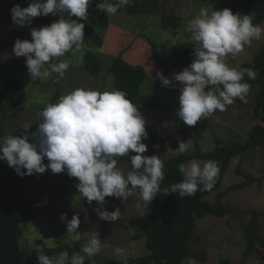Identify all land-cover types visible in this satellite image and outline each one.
Segmentation results:
<instances>
[{
  "label": "clouds",
  "instance_id": "clouds-1",
  "mask_svg": "<svg viewBox=\"0 0 264 264\" xmlns=\"http://www.w3.org/2000/svg\"><path fill=\"white\" fill-rule=\"evenodd\" d=\"M93 0H32L27 7L15 5L11 9L13 22L19 27L30 26L40 16L59 15L50 25L31 29V41L17 39L13 53L26 57V67L34 80H43L52 74L63 78L70 68L69 59L54 62L66 53L78 52L85 46V23ZM133 0H101L97 8L109 16L132 4ZM67 14V18H65ZM186 30L195 43V59L181 72L167 78L162 72L157 77L165 87L182 85L179 96L178 117L188 126L207 120L217 110L223 112L238 98L247 103L251 85L258 71L232 66L235 59L253 41L264 38V24H254L252 15L233 13L231 9L214 10L202 7L192 18ZM247 77V79H246ZM42 122L29 135H8L0 139V161H6L21 177L67 173L76 178V188L89 205L93 201L103 205L106 197L124 200L137 196V207H147L161 191L165 179V165L158 155H144L148 145L147 121L139 107L121 90L104 91L79 87L49 103L40 113ZM24 123V132L31 129ZM192 148L191 140L179 141L177 149H168L180 156ZM135 153V155H132ZM130 156L131 170L118 167V157ZM47 158L48 163L44 160ZM26 170V171H24ZM178 170L183 179L164 188L163 192L178 193L180 197L195 196L198 191H211L220 173L218 161L192 160L180 163ZM100 219L118 221L120 208L108 211L95 209ZM66 222L67 236L72 241H86L79 252L69 256L67 250L49 256L41 245L36 246L38 264H85L86 258L98 255L102 248L110 247L100 239L98 232H80V216L73 215ZM114 255L125 258L128 250L116 247ZM125 264L127 261L125 260ZM181 264H196L186 258Z\"/></svg>",
  "mask_w": 264,
  "mask_h": 264
},
{
  "label": "rangeland",
  "instance_id": "rangeland-1",
  "mask_svg": "<svg viewBox=\"0 0 264 264\" xmlns=\"http://www.w3.org/2000/svg\"><path fill=\"white\" fill-rule=\"evenodd\" d=\"M202 7L223 10L211 0H159V5L146 15L130 16L124 12L117 13L109 16L111 25L105 34V43L101 49L92 48L85 42L82 50L66 53L64 57L55 59V62L63 59L71 61L70 68L63 78H57L58 74H52L47 79L33 81L28 71L21 73L18 78L24 80L27 86V97L13 111L0 104V130L3 129L0 139L8 135H21L20 126L24 123L31 122L32 125L37 126L42 122L40 113L47 104L56 103L60 96L76 88H93L101 92L114 91V78L107 74V70L112 59L122 54L129 63L141 65L148 72V78L141 87V94L155 95L158 102L163 105L161 110L140 109L147 121L146 127L149 134L148 139L143 141L148 145V151L144 155H158L163 160L176 157L172 152L168 154L167 152L169 148L177 149L180 140L192 142V148L185 154L194 153L197 144L204 152L213 151L216 138L226 142L245 141L253 127L259 123L254 114L257 88L250 90L247 103H243L242 106L235 101L225 111L217 110L207 120L198 121L195 126H188L177 115L182 85L173 81L174 87L178 89L173 91L159 82L156 75L157 72L164 74L166 66L175 62L177 54L193 44L191 34L186 28L188 22L199 13ZM173 14L180 15L183 19L182 26L176 34L170 29H163L160 24L161 16ZM246 15H252L254 22L253 14ZM55 16L56 21L61 18L59 15ZM73 19L85 25H91L100 32L97 20L90 14L86 21L76 17ZM35 27L33 24L19 27L12 18H8L4 10H0V77L3 73L6 75L1 68L15 70L26 63V57H16L11 54L7 44L8 37L15 36L21 40L30 41L31 29ZM145 36L156 43L161 63L155 60L152 46L145 41ZM263 43L264 38L260 41L254 40L253 44L246 47L238 57L235 59L229 57V63L232 66L241 67L253 58ZM89 49L95 54L98 53L102 59L99 79H93L84 69L85 54ZM194 59L195 55L192 61ZM182 70L172 71L168 78L171 79L173 74ZM3 81V78H0V92L3 89L1 85ZM240 164L245 172L262 177L263 181L260 186L255 183L245 190L228 193L224 202L233 206V214L223 218L206 217L197 221L196 246L207 251L208 261L205 264H241L245 251L242 224L251 218V210H256L262 215L264 232V149H257L234 160L225 175L221 191L244 181L243 176L236 171ZM118 167L127 173L131 170V161L118 163ZM77 183L76 178L68 177L64 180L60 174H53L50 170L41 181H29L24 188L17 190L16 195L26 200L35 211L36 221L23 227L20 239L22 249L29 252L31 260L36 262L38 258V252L35 249L38 239L43 240L48 247L58 248L60 252L67 250L70 257L81 250L86 241L75 242L67 236L66 222L60 219L62 213L67 214V220H71L73 215L78 214L81 220L78 231L98 232L100 239L107 241L110 247L102 248L96 255L99 261L108 258L127 260L133 254L146 255L145 240L135 239V237L141 233L143 227L152 226L150 219L152 202L147 207H137V196L133 195L126 200L106 197L103 205L95 201L89 205L86 198H83L77 190ZM217 195L218 193H213L208 200L215 202ZM97 208L110 212L120 208L122 215L118 221H104L97 215L95 211ZM116 247L127 249L129 255L123 259L117 258L114 255ZM244 264H264V250L250 257Z\"/></svg>",
  "mask_w": 264,
  "mask_h": 264
},
{
  "label": "trees",
  "instance_id": "trees-1",
  "mask_svg": "<svg viewBox=\"0 0 264 264\" xmlns=\"http://www.w3.org/2000/svg\"><path fill=\"white\" fill-rule=\"evenodd\" d=\"M12 1V2H11ZM219 5L222 9L228 8L233 13L241 15L253 14L254 24H263L264 22V0H211ZM32 0H0V10L8 18H12L11 9L15 5L22 8L27 7ZM101 0H93L88 9V14L92 15L98 22L100 32L91 25H85V42L92 48L101 49L105 43V34L110 28V17L97 8V4ZM159 5V0H133V3L127 7L118 10V13H126L130 16L146 15L153 11ZM161 27L170 29L176 34L182 26V17L180 15H163L161 16ZM56 22V16L49 14L48 16H40L33 19L32 23L35 28H41ZM147 42L152 46L153 55L157 62H160L158 56L157 45L153 39L146 37ZM18 38L10 36L7 39L10 52L13 56V48ZM20 39V38H19ZM31 41V40H30ZM195 43L190 47L180 51L174 63L166 66L164 76L168 78L172 71L184 69L192 62L195 52ZM55 62V60H54ZM102 59L99 54H95L92 50H88L85 54L84 69L93 78L99 79L101 74ZM241 68H252L258 71L255 80H247L251 85V89L257 88L255 93L254 114L259 120L250 131L247 139L243 142H226L221 139H215V147L211 152H204L200 145H196V150L192 154H182L180 156L163 160L165 165V179L160 187L161 191L152 201V211L150 219L152 226L143 227L139 235L135 239L143 238L147 249L146 255H131L126 261L127 264H181L186 258H192L196 263L205 264L208 261V253L203 248H197L196 239L198 237L197 221L206 217L223 218L234 213L231 204L225 203L224 199L230 191L245 190L250 186L258 183L261 185L262 177L254 176L243 170L240 164L236 169L237 173L243 176L244 181L230 186L225 191H221L225 175L232 163L239 157L264 149V43L253 58L244 63ZM4 73L1 83L3 89L0 92V104L3 107L13 111L16 110L26 99V84L24 80L19 79L21 73L28 71L26 63L17 67L15 70L1 68ZM107 74L114 78L115 90H121L126 93L133 103L139 109L161 110L162 103L158 102L155 95H142L141 87L148 78V72L141 65L131 64L124 59L122 54L115 56L107 70ZM247 79V77H246ZM159 82L160 81L159 79ZM173 91H178L177 87H169ZM236 102L242 106L238 98ZM24 132L22 126L21 135L27 134L31 138V133L35 131L36 125ZM3 130V129H1ZM0 130V134L1 131ZM135 155V153H132ZM118 163L130 161V156L118 157ZM202 161H218L220 173L217 178L215 187L211 191H198L195 196L180 197L178 193L169 194L163 192L164 188L170 187L174 183L180 182L183 177L178 170L180 163H188L192 160ZM44 163L48 160L45 158ZM26 171V170H24ZM25 175L21 177L16 173L14 168L9 167L6 161L0 162V264H38L33 262L28 251L21 247V236L23 227L36 221L35 211L32 206L24 199L18 197L17 190L24 188L29 181L39 182L48 173ZM65 180L69 176L67 173H60ZM213 193H218L216 201L208 200ZM251 218L242 224V235L245 242V251L241 264H244L250 257L259 254L264 250V232L261 217L262 215L251 210ZM41 245L44 252L49 256L60 252L58 248H51L46 243L38 239L36 246ZM85 264H125V260L116 258H108L99 261L96 256L90 260L87 259Z\"/></svg>",
  "mask_w": 264,
  "mask_h": 264
}]
</instances>
